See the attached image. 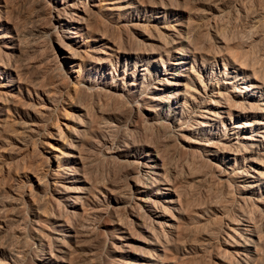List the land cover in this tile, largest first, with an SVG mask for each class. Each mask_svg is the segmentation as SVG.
Listing matches in <instances>:
<instances>
[{
    "label": "bare ground",
    "instance_id": "obj_1",
    "mask_svg": "<svg viewBox=\"0 0 264 264\" xmlns=\"http://www.w3.org/2000/svg\"><path fill=\"white\" fill-rule=\"evenodd\" d=\"M32 1L37 6L36 18L44 15L48 8L46 14L50 16L49 19L57 21L58 26L52 22L51 27L53 32H57L62 37L54 40L61 53L60 55L54 54L57 68L59 67V71L63 74H65L64 71L67 72L66 69L71 70L72 73L76 72L75 79L79 87L77 86L78 90L75 89L70 93L66 86L62 87L60 81L54 84L52 80L53 93L59 92L60 94L65 90L66 97L71 99L69 100L71 108L68 112L70 118H65L67 121L64 125L67 131L63 135L60 127L55 128V137L53 135V138L57 142L61 141L60 149L51 148V151L48 152L49 156L45 157L49 160V162L46 160L48 162L46 169L49 172L47 175L52 180V182L47 180L46 184V186L52 184L48 189V191L51 190L50 198L49 200L44 199L42 207H36L33 210L31 214L36 219H30L27 223V226L30 225L33 231V240L31 241L37 243L35 254L33 252L34 257L30 261L31 264H95L96 258L103 254L102 251L100 252L102 254L96 255V253L103 246L104 248L101 250H104L105 246L110 250L107 264H200L199 259L197 261L195 260L197 258L190 257L191 249L189 251L184 248L187 241L183 242L181 239L183 236L181 230L185 224L182 215L189 207V202L185 189L171 176L173 174L172 171L170 172L172 166L169 165L171 164L170 159L168 161L171 152H168V155L166 152L168 151L166 146L171 148L170 151L175 146L170 145L175 143L169 142L170 144H168V141L173 140L174 137L182 138L184 136L179 132L182 130L195 135L196 140H206V144L199 143L201 141H192L193 138L188 140V147H185L188 151L199 150L201 153L202 150H205V155H218L219 152H228L229 154V152L239 153L242 151L245 153L242 158L244 161L248 159V165L246 162L245 164L241 161L236 162V159L233 158L235 163L230 167V176L233 178L232 185L236 188L239 201L245 203H239L240 205L248 203L264 215V80L249 75H245V78L242 77L240 69L247 64L242 53L235 51L232 46H227L225 53L222 52L223 50L220 51V48L218 50L221 53H216L214 47L211 48L210 44L207 45L203 42L204 40L198 38L201 35L193 34L195 27H185L177 18H172L170 15L172 1L170 0ZM52 12L56 14L55 17ZM9 20L3 21L0 17V47L2 49L0 52L5 54L8 61L11 62L8 65L0 63V75H4V78L0 76L2 78L0 80L1 103L15 110L20 125L17 127H20L22 131H39L38 133L49 137V133L45 132L44 127L37 129L41 125L44 126L42 124L44 121L40 124L42 117L40 119L39 113L34 114L35 109L33 112L30 109L36 108L37 104H41L44 110L54 112L60 110L64 112L65 108L62 104L59 106L58 99H54V97L39 96L37 90L39 86L34 89L33 84L29 83L31 84L29 85L28 81L26 82L28 85H22L19 81L21 76L17 73L18 69L15 73L12 71L11 65L18 59L15 56L20 57V54H16L21 53V38L20 40L18 38L22 31L16 25L17 23H11ZM42 29L44 28L40 26L39 31ZM212 49L214 50L212 51ZM218 60L222 62L225 69L222 75L227 74L226 70L229 64L230 66L231 64L238 65V70L232 69L231 71L236 74L232 76L233 80L230 77L227 80V78H219L214 75ZM249 66L252 67V65ZM99 72L101 76L105 74L106 79L103 86L100 85V82H96ZM257 72L254 73L255 76H258ZM81 78H83L82 80L89 78V80L84 84L80 82ZM241 79L243 80L240 81ZM107 80L108 82H106ZM241 82L244 85L239 87ZM227 85H230L231 90H227ZM24 89L28 94L26 102L22 103L23 99L20 101L21 98L18 95H22L21 92ZM31 91H34L35 95H32ZM3 108L1 104L0 111ZM127 109L129 112L130 110L134 112V118L140 119L143 122L142 125L148 123L151 126L150 129H155V134L158 137L164 134V141L160 138L163 142L155 144L146 139L137 141L130 137L124 138V136V139L120 138L122 140H117L115 143L109 141L110 133L108 134L109 139L108 136L105 137L106 133L112 132V128L109 130L110 127H116L121 122ZM43 115L45 116L44 113H41L40 116ZM33 116L35 118L37 116V120L40 122L36 121ZM235 117H240L239 119L243 120L231 127L232 130L237 129L233 133L240 135V138L236 142H230V137L227 138L225 134L228 131L227 124H232V119ZM246 120H250V122ZM183 123L185 125L182 127ZM142 125L140 127H143ZM104 128H109L105 135L103 134ZM220 129H223V137L217 143L219 146L215 147L214 142L206 138L205 134L214 130L217 132ZM13 136L15 137V134ZM255 136L260 138L256 140ZM17 137L15 142L17 141L22 146L26 145L27 137L24 138L22 133L21 137L20 133L17 134ZM62 137L63 140H61ZM176 138L174 139L177 140ZM252 139L257 142L249 143V140ZM4 140L6 141V139ZM212 145L215 149L207 148ZM99 147L103 148V151L105 150L103 154H106L109 160L112 159L118 165L125 167L124 171L127 169L125 173L128 177L126 174L124 175L125 182L127 179V185H124L125 188L128 187L127 193L118 192L119 190L115 186L116 182L114 181L115 184L112 182L114 178L111 181L110 176L109 179L98 176L97 170L103 164L98 163L97 160L100 159L96 160L98 158L96 154L99 155L98 151L96 153L91 150L95 148L100 150ZM253 147H256L257 150H253ZM100 151L102 154V149ZM50 157L54 158L55 164L50 162ZM105 159L103 158L102 162H99L103 163ZM218 159L220 160V157ZM201 161L210 163L211 166H215L218 171L222 172V168L212 162L209 157ZM221 161H223V156ZM239 177H242L239 180L242 182L241 185L236 183ZM125 188H120V191ZM98 195L102 196L101 200L105 203L104 206ZM37 202L39 201L37 200ZM60 204L65 208L66 216L72 215L74 221L65 218L64 212L59 213L60 209L57 210L58 212L55 210L57 206H61ZM121 206L130 208V215L133 218L128 219L130 217H127L126 219L115 215L116 209ZM87 209H90V214L91 211L102 214L104 209L106 215H110V212L114 213V215L111 213L113 216L110 218L111 229L107 231L99 229L92 236L91 234L87 236V232L91 231L89 227V230L86 227L89 224L82 225L84 220L88 222L86 218L90 216L89 213H86ZM217 211L220 215L222 214V209H217ZM84 213L87 214H85V219L82 216ZM20 214L21 211L11 218L16 220L21 216ZM94 216L96 215H92V217ZM79 217L83 218L81 225L84 228L76 223ZM99 217L101 216L99 215ZM231 218L233 217L231 216ZM168 220H171V223H168ZM227 220L231 224H236L234 227H230L231 225L228 223L225 225L238 237L233 249L238 263L256 264L259 260L258 264H263L264 259L260 263L262 256L260 254L264 252V238H261L264 234H260L262 228L258 231L254 219L243 211L237 219ZM0 221L3 220L0 219ZM223 233L234 239L226 230ZM140 234H142L141 238ZM91 239L92 245H86L88 242L85 243V241ZM179 241L184 243L183 247L180 245L182 248L178 247ZM174 242H178L177 245H173ZM11 250L12 252L7 253L9 258L14 264H21V258L24 259L26 254L24 253V255L20 251L14 253L13 249ZM132 251L135 252V256L131 254ZM255 261L256 263H254Z\"/></svg>",
    "mask_w": 264,
    "mask_h": 264
},
{
    "label": "rangeland",
    "instance_id": "obj_2",
    "mask_svg": "<svg viewBox=\"0 0 264 264\" xmlns=\"http://www.w3.org/2000/svg\"><path fill=\"white\" fill-rule=\"evenodd\" d=\"M170 1H172L171 7L173 6V8L170 7V15L172 16V18H177V20L181 22L182 25L185 27H190V28L195 27L196 29L193 32V34L195 36H198V34L201 35L198 37L200 40L202 41L204 40L203 42H205L207 45L210 44L209 46H211V48L214 47L216 49V50L212 49V51L214 50L217 53L219 52V50L220 51L223 50L222 52L225 53L226 47L232 46L235 51H237L238 53H242L244 55V57L246 58L247 64L245 65L244 68L242 66V69H240L241 70L240 72L242 73V77L245 78L246 76L249 75L250 77H254V78L257 77L259 78V80H262V79L264 80V0H170ZM30 2L33 3L32 0H0L1 19L3 21H8V19H10L9 22L14 23V24L17 23L16 25H18L22 31L21 35L18 38L19 40L21 38L20 40V52L21 53L16 54V55L20 54L19 55L20 57L15 56L18 59L15 58L16 61L12 63L11 68L14 73L17 72V69H18L19 72L17 73H19V75L21 76L20 77L18 75V77L21 78L19 79V81L22 83V85H26L27 83L28 84L32 83L33 84L32 86L34 87V89L35 88L37 89V87L39 86V88L37 89L38 92L40 93V94L38 93L39 96H44L48 98L54 97V99H58V105L60 106L62 104V106H64L65 113L61 112V110L59 111L60 113L44 110L41 104L40 105L37 104L38 106L36 105V108H31L30 111L33 112V110L35 109L36 111L34 110V114L39 113L38 115L40 119L42 117L41 119L42 121L40 122L37 120L38 118L37 116L36 118L35 116H33L36 121L40 122V124L44 121L42 123L44 124V126L41 125L42 127L40 126L37 129H42L44 127L43 129L45 130V132L47 131L46 132L47 134L49 133L48 134L49 137H47V135L45 134H44L45 136H43V134L38 133L39 131L25 132V131H22L20 127H17V125H19V118L17 117L15 110L11 107H7V105L4 103H1L2 99L0 96V99H1L0 105L2 104V106L4 107L2 111H0V134H2L0 135V219L3 220V221H0V226H2L0 227V264H14L13 261L7 255V253L9 254L10 251L12 252L11 249H13L14 253L16 251H20L22 254L24 253L26 254V255L24 254L25 256L23 255L24 259L21 258L22 259L21 261L23 262L22 263L20 261L21 264H25V262L26 264L28 263L31 264L30 261L34 257V254H35L34 250H36L35 246L37 248V243L36 244L34 242L32 243L31 240H33L32 239L33 231L30 225L27 226V223H29L28 221H30V219H36L33 216V214H31L33 210L36 209V207H42L44 203L43 201H45L46 199L49 200L50 198L51 190L48 191V189L51 188L52 184L51 183L50 185L48 184L50 186L49 187L47 185L48 188L46 184H47V180L48 181L50 180V182H52V180L49 179V176L47 175L49 174V172H47L46 168H48L47 164L49 160H47L46 158L49 156L48 152L49 150L51 151V148L59 150L61 146V141L57 142L53 138V135L55 134L54 133L55 128L60 127L62 129L61 131H63L62 133L63 135L65 131H67L64 125V123H66L67 121L65 118L67 117L70 118V115L68 112H70V108H71L69 106L71 105V102L69 101L71 99L66 97L67 93L66 92H65L66 94L64 93L65 90L62 91L60 94L59 92L53 93L52 91L53 85L56 83H59L60 81V83L63 85L62 87L66 86V89H68L70 93L75 91V89L78 90L77 86L79 85L75 79V75H77L76 72L72 73L71 70L66 69L67 72L64 71L65 74H63V72L61 73V71H59L58 69L59 67L57 68V64L55 62L56 61L55 55L56 54L60 55L61 53L55 41L57 39H61L62 37L59 36L57 32L55 31L53 32L51 28L52 22L58 26L57 21L49 19L50 16L46 14L48 13L47 12L48 8L47 10H45L44 15L42 14L43 16L41 15L36 18L35 10L37 9V6L34 4L35 2L33 3L34 5L31 4ZM52 15L55 17L56 14L52 12ZM40 26L44 29L39 31ZM57 31H58V27H57ZM237 49L240 51H238ZM0 50H2L1 47H0ZM59 57L60 56H58V58ZM0 63L3 65H8L9 63L11 64V62H9L8 59L6 58L5 54L1 52H0ZM217 65H218L217 66L218 71L217 69H215L214 75L219 78H224V79L227 78V80L229 79V77L230 79L233 80L234 77L232 76L236 75L235 72H231L232 69H236V70L239 69L238 65L231 64L230 66L229 64L227 66L228 69L226 70L227 74L222 75L223 71H225L222 65V62L218 60ZM249 65H252V67ZM189 66L190 65L188 64L187 67L189 68ZM248 66L251 67L252 70ZM19 68L21 71L19 70ZM256 72L258 76H255L254 73ZM0 76L4 78V75H0ZM100 76H101V73L99 72L97 75L98 78H96V82H100V85L103 86V83L105 82V79H106L105 74H102L101 77ZM2 78L0 80H2ZM49 79H50V82H49ZM82 79L83 78H81V80ZM52 80L54 81V84ZM84 80L80 82L86 84L89 78L84 79ZM242 80L243 79H241L240 81ZM106 82H108V80ZM39 84H41L42 86ZM198 85H199V82H198ZM242 85H244V83L241 82L239 84V87H241ZM227 86H228L227 90H231V87H229L230 85H227ZM21 94L22 95L19 94L18 97L21 98L20 101L23 99L21 102L24 103V101L26 100L27 94H28L26 89L22 90ZM31 94L35 95V92L31 91ZM252 101H255V100L252 99ZM112 102L115 103L114 101ZM132 112L133 111L131 110L129 112V110L127 109V111L124 113V117L121 119V122L116 127H110V129L104 128L105 130L103 131L104 135L107 129L111 130L112 128V132L108 130L109 132L106 133L105 137L108 136V134L110 133L109 135H110L111 140L109 139V136H108V139L111 142L114 141L113 143L117 142V140L120 141L124 138L130 137V139L132 140L136 139L137 141L138 140L144 141L146 139L147 141H152V143L161 144L164 141L163 139L165 138L164 134L163 135L161 134L158 137L157 134H155V129L153 127L152 128L154 130L150 129L151 126H149L148 123L142 125L143 122H141L140 119L134 118V112L133 113ZM143 112H145V110H143ZM41 113H44L45 116L44 115L40 116ZM30 117H27V118L25 117V118L29 119ZM239 118L240 117H235L232 119L233 121L232 124H229V123L227 124L228 131L226 132L225 135L227 136V138L230 137V140H231L230 142H236L238 141V138H240L239 137L240 135L233 133V131L236 132L235 130L237 129H234V130L231 129L232 126L243 121L242 119H239ZM246 121L250 122V120H246ZM140 124L144 128L140 127L141 126ZM184 125L185 124L183 123L182 127ZM18 129H19V132H18ZM179 132L184 134L182 138H180L179 136L177 138L174 137L177 140L173 138V140L167 142L168 144H170L169 142L175 143V144H170L171 146L175 145L173 150L170 151L171 148L166 146V148L168 149V151H166L167 155L171 152L170 153L171 157L168 156V161L170 159L169 162H171V164L169 165L172 166V168H170V172L172 171L171 173H173L171 174V176L172 178H174L175 181L181 184L180 186L183 189H185L186 195H187L186 198L188 199V202H189V207H188L189 210L187 208L185 210L186 211L185 214L182 215L183 223L185 224H183V227L181 230L182 231L181 235L183 236H181L182 238L180 237L183 240V242L184 241H187V242H185V246H184V243L182 241H179L180 244H178V247L182 248L184 246V248H187L188 250L191 249V251L189 250L190 257L197 258L195 259L197 261L199 259L198 262H200V264L201 263L203 264H221V263L222 264H240L238 263L237 256L233 252V249L236 246L235 240L238 239V237L231 230L227 229L225 225L228 223L229 225H231L230 227H234L236 226V224L235 223L231 224L227 219H230V220L237 219L241 211H243L245 212L247 216L252 217L254 219L255 224L257 225L256 227L258 231L261 228L262 230L264 229V215L248 203L246 205H240L239 203H242V202L239 201V199L237 198L238 193L235 191L236 188L234 187V185H232L233 178L230 176L231 175L230 167H232V164L235 163L234 159H236V162L241 161V162H244V164L246 162L247 165H248V159H246L245 161L243 160L242 156L245 155V153H243L242 151H240L239 153L229 152V154L228 152L226 153L219 152L218 155H211V154L205 155V150H202L201 153H199V150H197L196 152H194L195 150L188 151L185 149V147H188L187 146L188 140H191L193 138L192 141H201L199 143H202V144L203 143L206 144V140H196L195 135H191L189 131L182 130ZM19 133H20V137L22 133V135H24V138L26 137L28 138V139L26 138L27 141H25V144L27 146L23 145L24 146L23 147L17 141L15 142L16 138H18L17 134ZM24 133L26 134V136ZM13 134H15V137L13 136ZM205 137L210 139V141L214 142V146L217 147L219 146V144L217 143L221 141L220 138L223 137V129H220L217 132L214 130L210 133H207L205 134ZM3 138L6 139V141ZM160 138L163 141H161ZM258 138L260 137L255 136L256 140ZM61 140H63V137L61 138ZM159 140H160V143H159ZM256 140H253V139L249 140V143L255 144L257 142ZM222 141H225V140H222ZM214 146L213 145L208 146L207 148L215 149ZM95 149H92L91 151L93 150L94 152L98 151L99 155L96 154L98 158L95 157L94 153H92V155L94 154L93 156L96 158V160L100 159V160H97L99 164L101 165L103 164L102 166L100 165L101 167L97 165L100 168L99 169L97 167V169H99L97 170V173H99L98 176H100V178L103 177L104 179H107V177L109 179V176H110V180L114 178L113 181L112 180L111 181L114 184L116 182V185H115L116 189L119 190L117 191L119 193L123 192L121 194L127 193L128 187L126 188L124 187V185H127L126 184L127 179H126V182L124 181V175L126 174L125 171H127V169L124 171L125 167H123L120 164L118 165V163L112 159L109 160L106 154H103L105 153V150L103 151V148H101L102 154H100L101 149L100 150L98 148H95ZM252 149L255 151L257 150L256 147H253ZM100 155H103L104 157ZM222 156H223V161H221ZM246 156H248L247 153H246ZM206 157H209L212 160V162H214L215 164H218L222 168V172L218 171L215 166H211L210 163L201 161L202 159L204 160V158ZM218 157H220V160L218 159ZM103 158L104 159L107 158V159H105V161L103 160V163H101ZM50 162L54 164L56 163L54 158H51ZM126 176L128 177L127 174ZM237 179L238 181L236 180V183L238 184L240 183L239 185H241L242 182L239 180H241L242 177H239ZM120 188H125L124 189L125 191L123 189H122L123 191H120ZM45 191L47 194L45 193ZM98 196H99L98 198L101 201V204L104 206L105 203L101 200L102 196L101 195H98ZM37 200L40 203L37 202ZM32 201H35V202H32ZM242 204H245V203H242ZM33 206L34 208H32ZM4 209H6L7 211ZM58 209H60L59 213L64 212L63 216H65V218H67L68 220H71V221L75 220V219H72L74 218L72 215L66 216L65 208L63 207V205H61L60 207L57 206V208H55L56 211ZM217 209H222L221 215L217 211ZM89 210L87 209L86 213L87 214L89 213L91 217L88 216L86 218V215H87L86 213L82 215L83 218L85 217L86 219H88V222H86L87 220H84L82 225L85 226L88 223L89 225H87L86 227L87 228L89 227L92 231L91 233V231L88 228L89 233L87 232V236H90V234L92 236L93 233L98 232L99 229H103L106 231L111 229L112 222L110 218L114 215V213L110 212V215H106L104 212L105 209L102 214L91 211L92 215H96V216L98 215L97 217L96 216L92 217ZM20 211H21V214H20L21 216L17 218L19 221L17 219L16 221L13 218H11V217H15L14 215L16 214L18 215ZM115 212H116L115 215L117 216L119 215V217L122 216L123 218H126V219L127 217H130L128 219H131V217L133 218V216L130 215L131 210L128 207L121 206L117 208ZM99 215L101 217H99ZM231 216L233 218H231ZM83 218L79 217L78 219L79 222L77 220L76 223L78 224V226L79 225L82 226L81 220H83ZM4 222L6 223V225ZM168 223H171V220H168ZM87 228L85 229L86 231H87ZM225 230L234 239H231V237L230 238L227 237L223 233ZM262 230H260L261 231L260 234L261 233L264 234V231ZM141 236L142 234H140V238ZM106 237L107 235L105 236V238ZM261 238H264V236H261ZM90 241H92V239L89 241H85V243L88 242L86 243V245L87 244L92 245L93 241L92 242ZM103 242H104V238H103ZM177 243L178 242H174L173 245H177ZM101 246L99 247V249L101 248ZM106 247L107 246H105L104 250H101L102 248H104L103 246L100 249V251L96 253V255H99V253L102 251L103 254L100 253L102 255H99V257L94 256L95 258L97 257L96 259L98 261L97 262L95 260V264H98L99 262H100L99 264L108 263L107 261L110 257V250H109V247L107 248ZM192 250L193 252L195 251V253H193ZM21 253L19 254L22 255ZM136 253H138L137 250H136ZM131 254L135 256L134 255L135 252L132 251ZM263 255H264V252L263 254H260L261 256L260 263L263 262L262 260L264 259ZM98 258L100 259V261ZM258 261L259 260H257V263L256 261L254 263L258 264L259 263Z\"/></svg>",
    "mask_w": 264,
    "mask_h": 264
}]
</instances>
